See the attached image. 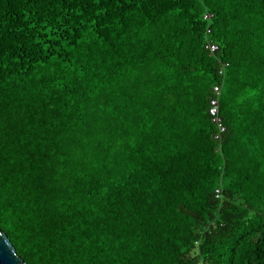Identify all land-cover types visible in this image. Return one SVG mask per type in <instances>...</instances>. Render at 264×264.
<instances>
[{
  "label": "trees",
  "instance_id": "trees-1",
  "mask_svg": "<svg viewBox=\"0 0 264 264\" xmlns=\"http://www.w3.org/2000/svg\"><path fill=\"white\" fill-rule=\"evenodd\" d=\"M0 227L26 264H264V0H0Z\"/></svg>",
  "mask_w": 264,
  "mask_h": 264
},
{
  "label": "built area",
  "instance_id": "built-area-1",
  "mask_svg": "<svg viewBox=\"0 0 264 264\" xmlns=\"http://www.w3.org/2000/svg\"><path fill=\"white\" fill-rule=\"evenodd\" d=\"M205 17L207 18L209 16L205 15ZM208 32H210V30H208ZM206 48L212 53L218 50V46L213 42L208 43ZM213 93H214V97L211 98L209 102V114L211 116L212 122L217 126V129L219 130V133L216 135V138H219L220 134L225 131V127L222 123V120L218 112L219 96H220V87L218 85L214 86ZM216 194L217 196L219 195V190H216Z\"/></svg>",
  "mask_w": 264,
  "mask_h": 264
},
{
  "label": "water",
  "instance_id": "water-1",
  "mask_svg": "<svg viewBox=\"0 0 264 264\" xmlns=\"http://www.w3.org/2000/svg\"><path fill=\"white\" fill-rule=\"evenodd\" d=\"M0 264H26L0 227Z\"/></svg>",
  "mask_w": 264,
  "mask_h": 264
}]
</instances>
